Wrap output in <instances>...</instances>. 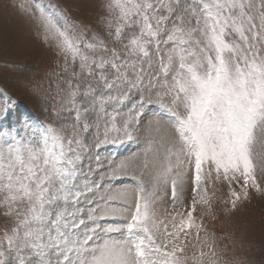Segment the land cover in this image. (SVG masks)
<instances>
[{
    "label": "snow or ice",
    "instance_id": "snow-or-ice-1",
    "mask_svg": "<svg viewBox=\"0 0 264 264\" xmlns=\"http://www.w3.org/2000/svg\"><path fill=\"white\" fill-rule=\"evenodd\" d=\"M104 9L109 39L83 44L93 55L69 34L80 25L63 17L56 28L57 55L73 69L51 119L0 125V208L14 218L0 264H220L194 213L212 211L206 185H228L225 211L264 193L254 151L264 140V0H105ZM36 19L47 39L52 15ZM15 103L5 96V119ZM150 110L142 153L103 171L99 148L131 141ZM93 124L98 167L86 172ZM130 169L134 183L113 189ZM189 181L191 203L178 211ZM169 189L172 211L161 215ZM192 229L199 252L188 257Z\"/></svg>",
    "mask_w": 264,
    "mask_h": 264
},
{
    "label": "rangeland",
    "instance_id": "rangeland-1",
    "mask_svg": "<svg viewBox=\"0 0 264 264\" xmlns=\"http://www.w3.org/2000/svg\"><path fill=\"white\" fill-rule=\"evenodd\" d=\"M105 0H0V105H3L5 96L15 101V105L7 114V119L0 113V125H8L23 119H51L52 105L56 100L64 98L61 89L67 90L66 80L70 78L73 69L69 57L67 64L63 54L57 55L56 47L59 37L56 28H63V17H68L80 25L69 34L81 40L80 47L88 55H93L83 47L84 42L96 43L95 36L109 39L105 29ZM40 9L50 13L54 24L51 35L46 39V33L38 23L36 17ZM112 47V45H109ZM75 67L78 70L79 61ZM67 68V70H65ZM75 83V81H74ZM79 99V98H78ZM121 115L117 118L118 126L135 101L126 102ZM111 111V108H109ZM156 115L154 110L146 112L142 119L139 131L134 133L131 141L125 140L119 144H106L99 148L100 165L107 171L109 165L115 166L121 160L134 154L142 153L147 144V133L144 131L149 120ZM104 124H100V135L103 137ZM70 131V129H69ZM96 126L93 124L92 136L88 143L91 147V160L85 161V171L90 166L98 167L96 162L97 149L94 136ZM115 135V134H113ZM257 156V181L264 189V172L259 164L264 163V140L254 146ZM129 176H125L111 184L113 189L133 184ZM99 178V177H97ZM242 184L243 181L241 180ZM208 194L213 196L212 211L209 213L206 206L197 205L194 213L197 223H203L209 233L214 234V244L220 264H264V193L250 190L249 199L237 203L235 210L230 209L228 185L217 183L215 186L206 185ZM237 191L238 185H234ZM191 182L185 186L184 202L177 205L178 211H186L192 198ZM214 194V195H213ZM158 209L161 215L172 211V203L166 197ZM14 218L3 215L0 208V235L11 227ZM192 243L185 249V255H198L199 244L195 241V229H192ZM205 232L201 230L200 239ZM108 238V237H104ZM111 238H120L119 234H111ZM212 238L210 237V242ZM193 244H196L194 247ZM204 251H208L207 248ZM191 264V260H189Z\"/></svg>",
    "mask_w": 264,
    "mask_h": 264
}]
</instances>
